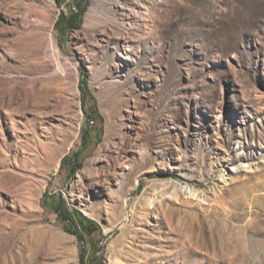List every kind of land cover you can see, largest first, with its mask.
<instances>
[{"label":"rangeland","instance_id":"374dc122","mask_svg":"<svg viewBox=\"0 0 264 264\" xmlns=\"http://www.w3.org/2000/svg\"><path fill=\"white\" fill-rule=\"evenodd\" d=\"M0 264H264V0H0Z\"/></svg>","mask_w":264,"mask_h":264},{"label":"trees","instance_id":"16d2710c","mask_svg":"<svg viewBox=\"0 0 264 264\" xmlns=\"http://www.w3.org/2000/svg\"><path fill=\"white\" fill-rule=\"evenodd\" d=\"M84 11H85V9L84 8H80L79 9V13L77 14H74V15H72V21L73 22H71V20H66V18H65V16H63L60 20H61V23H64V22H66L67 24H69L71 27H76V26H72V24L73 23H76L77 21H78V17L81 15V14H83L84 13ZM68 21V22H67ZM83 137H84V144H86L87 142H89V141H91L92 139H93V137H94V135H93V131L92 130H90V129H85L84 130V135H83ZM78 162L76 161V166H80L81 164H77ZM74 167V169H77V167ZM81 219H82V221L83 222H86L87 223V226L88 227H90V225L92 224V220L90 219V218H88L86 215H84V214H82L81 213ZM82 237V236H81Z\"/></svg>","mask_w":264,"mask_h":264},{"label":"bare ground","instance_id":"6f19581e","mask_svg":"<svg viewBox=\"0 0 264 264\" xmlns=\"http://www.w3.org/2000/svg\"><path fill=\"white\" fill-rule=\"evenodd\" d=\"M121 178V177H120ZM263 243V242H262Z\"/></svg>","mask_w":264,"mask_h":264}]
</instances>
